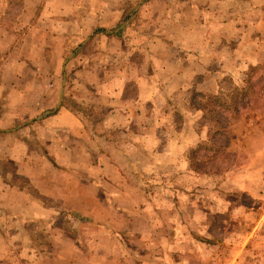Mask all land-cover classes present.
<instances>
[{
  "label": "rangeland",
  "instance_id": "obj_1",
  "mask_svg": "<svg viewBox=\"0 0 264 264\" xmlns=\"http://www.w3.org/2000/svg\"><path fill=\"white\" fill-rule=\"evenodd\" d=\"M58 1L61 2L56 4ZM69 1L79 0H0V86L3 83L6 87L4 97L0 95V129L36 124L55 115L64 105L85 115L88 126L95 130L102 109L78 105L72 99L78 94V81L84 79L90 85L97 84L102 88L101 97L108 96L103 88L106 82L112 81L115 91L120 87L122 53L130 58L133 49L126 41L111 42L112 37L103 35L105 31L118 34L119 26L95 25L88 37H57L62 29L69 30L68 23L64 22L66 16H62L69 10V6L64 5ZM218 1H229V9L231 5L241 11L251 9L247 17L252 20V37L230 38L228 43L222 39L221 48L228 53L229 48L245 40L247 44L243 42L238 50L248 53L251 49L256 54L253 59L257 64L238 71L221 69L230 63V55L222 52L226 65L218 68V62H214L204 69L189 71L179 89L158 81L161 86H157L155 101L142 106L144 113L149 115L144 118L137 114L139 112L134 114L140 132L132 130L141 138L117 129L109 134L110 146L114 147L110 153L114 154L124 185L123 196L111 198V204L127 208L122 214L125 234L136 240L144 233H156L153 238L157 240L148 241L149 245L129 247L130 251L143 252L139 258L143 259L140 260L143 264H154L148 258L159 257L164 251L171 253L172 260L183 253L187 260L184 264H264L263 67L252 79L256 83L255 93L243 100L239 114L229 120L231 126L223 138L224 151L218 158L224 170L220 174L196 172L190 168L188 160L189 149L206 140L207 129L205 119L192 104L193 95L217 94L223 79L243 87L247 72L264 64V49L261 48L264 0H248L252 1L251 5L244 1L233 2L241 0ZM226 4L220 7L225 9ZM133 8L127 7L126 17L138 23L132 19L136 16L128 15ZM221 13L226 15V11ZM125 19L123 23L130 22ZM195 40L190 39V42L195 43ZM139 69L137 73L144 72L143 67ZM64 77L63 99L57 107ZM133 90L130 87L128 96H134ZM5 101L7 109L3 111ZM132 106L127 103L128 110ZM45 150L51 152L53 149L46 145ZM92 153L94 156L96 152ZM217 163L215 158L207 156L202 164L211 167ZM75 218L77 224L80 222L76 228L78 232L88 218ZM148 226L157 229L148 230ZM186 229L202 236L203 241L193 238L182 245L176 243ZM164 237L172 240L167 246L160 243Z\"/></svg>",
  "mask_w": 264,
  "mask_h": 264
},
{
  "label": "crops",
  "instance_id": "obj_2",
  "mask_svg": "<svg viewBox=\"0 0 264 264\" xmlns=\"http://www.w3.org/2000/svg\"><path fill=\"white\" fill-rule=\"evenodd\" d=\"M242 1L252 4L248 0L233 2ZM224 2L226 8L222 9ZM228 2L79 0L64 3L69 10L61 14L66 16L64 22L69 30L62 29L57 37H88L95 25L119 26L118 34L105 31L103 35L112 37L111 42L126 41L134 53L130 58L122 53L120 87L115 91L112 81L106 82L103 88L108 96H100L102 88L97 84L90 85L84 79L78 81V94L72 99L78 105L102 109L95 130L88 126L85 115L64 105L55 115L36 124L0 129V264H143L140 261L143 259H139L143 252L130 251L129 247L149 245L157 240L153 238L156 233H144L136 240L125 234L122 214L127 208L111 204V198L123 196L124 185L114 154L110 153L114 147L110 146L109 134L117 129L141 138L134 131H139L134 114L139 112L144 118L149 115L142 106L155 101L158 81L179 89L189 71L204 69L214 62H218V68L225 64L222 52L225 54L227 49L221 48L222 39L228 43L230 38L252 37V20L247 17L251 9L241 11L234 5L229 9ZM129 6L134 8L128 15L136 16L132 19L138 23L128 18L130 22L123 23ZM223 11H226L224 16ZM261 28L264 33L263 24ZM193 38L195 43L190 42ZM243 42L247 44L244 40L229 48L226 53L230 55L229 66L223 65L221 69L238 71L257 64L251 49L248 53L238 50ZM261 48L264 49L263 39ZM84 65L81 64L85 68ZM140 67L144 68L143 73H137ZM3 85L0 86L2 97L6 88ZM130 87L134 88V96H128ZM82 91L84 94L79 95ZM4 103L3 111L7 109V101ZM127 103L133 105L130 110ZM46 145L53 150L46 152ZM92 152H96L94 156ZM64 169L68 172L60 171ZM78 216L88 218V222L76 232L80 224L75 218ZM189 233L186 229L175 242L182 245L193 239ZM167 242L172 240L165 237L160 240L163 246L170 244ZM170 254L164 251L148 261L154 264L187 261L183 253L176 260Z\"/></svg>",
  "mask_w": 264,
  "mask_h": 264
},
{
  "label": "trees",
  "instance_id": "obj_3",
  "mask_svg": "<svg viewBox=\"0 0 264 264\" xmlns=\"http://www.w3.org/2000/svg\"><path fill=\"white\" fill-rule=\"evenodd\" d=\"M262 67L264 68V64L256 66L247 72L243 87L235 86L230 79H223L220 82L217 94L195 93L193 95L192 104L205 119L207 129L206 140L198 143L188 151V160L192 170L216 174H220L224 170L225 166L219 162L218 158L224 151L223 138L228 134L231 126L229 120L239 114L241 110L239 105L243 100L255 93L256 83L252 79ZM207 156H210L211 159L215 158L218 163L211 167H206L202 163ZM189 236L197 241H203L202 236L197 233L191 232ZM211 242L207 243L211 244Z\"/></svg>",
  "mask_w": 264,
  "mask_h": 264
},
{
  "label": "water",
  "instance_id": "obj_4",
  "mask_svg": "<svg viewBox=\"0 0 264 264\" xmlns=\"http://www.w3.org/2000/svg\"><path fill=\"white\" fill-rule=\"evenodd\" d=\"M65 83H66V78L64 77L63 80H62V82H61V87H60V90H59L57 107H60V105L62 103Z\"/></svg>",
  "mask_w": 264,
  "mask_h": 264
}]
</instances>
